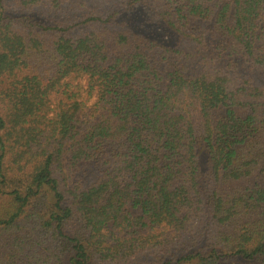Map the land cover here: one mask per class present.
Instances as JSON below:
<instances>
[{
    "label": "trees",
    "instance_id": "16d2710c",
    "mask_svg": "<svg viewBox=\"0 0 264 264\" xmlns=\"http://www.w3.org/2000/svg\"><path fill=\"white\" fill-rule=\"evenodd\" d=\"M99 1L0 0V264H264V0Z\"/></svg>",
    "mask_w": 264,
    "mask_h": 264
},
{
    "label": "rangeland",
    "instance_id": "374dc122",
    "mask_svg": "<svg viewBox=\"0 0 264 264\" xmlns=\"http://www.w3.org/2000/svg\"><path fill=\"white\" fill-rule=\"evenodd\" d=\"M106 4H102V2L99 0H64L63 4L61 5L62 9L59 11V13H55V12L54 13L58 18L66 13L77 12V9L79 8H81L83 12H88L91 9H98L104 11L105 9L109 8V6ZM162 40L168 44H171L167 39H162ZM184 48L188 49L189 45L188 44L184 45ZM93 104H94L93 98L86 103V107L82 110L81 114H79V119L81 121L87 119L86 114L89 113ZM202 158H203L202 164L204 168L205 167L204 156ZM61 163H62L61 170L60 172L57 173V176H59V179L63 178L65 180L66 186L68 188H72L76 185H79V183L81 184L80 186L84 188L86 186H89L93 182V179L90 178L89 175L84 172L83 168L81 167L76 168L71 166V163L69 162L68 153L62 156ZM191 222L192 223L189 225L188 230L194 232L196 230L197 225L195 224V220Z\"/></svg>",
    "mask_w": 264,
    "mask_h": 264
}]
</instances>
